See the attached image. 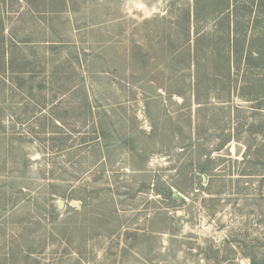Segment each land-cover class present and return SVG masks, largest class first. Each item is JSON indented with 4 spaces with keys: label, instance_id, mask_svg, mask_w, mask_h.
<instances>
[{
    "label": "rangeland",
    "instance_id": "1",
    "mask_svg": "<svg viewBox=\"0 0 264 264\" xmlns=\"http://www.w3.org/2000/svg\"><path fill=\"white\" fill-rule=\"evenodd\" d=\"M262 33L264 0H0V264H264Z\"/></svg>",
    "mask_w": 264,
    "mask_h": 264
},
{
    "label": "trees",
    "instance_id": "2",
    "mask_svg": "<svg viewBox=\"0 0 264 264\" xmlns=\"http://www.w3.org/2000/svg\"><path fill=\"white\" fill-rule=\"evenodd\" d=\"M191 20H192V17L189 20V22L192 24V27H190V32L194 29V24H193L194 21L191 22ZM233 34H234V32L233 33H232V31L229 32V38H228V45H230L229 54L232 56V58H231V56L229 57V62H230V58H231V59H233L232 60L233 65H235L234 62L235 61L239 62L241 60V58L243 57V53L242 52L239 53L235 49H234V52H233V50H231V46L234 45V41H236V36H237V35H233ZM258 43H261V44L264 43V34L263 35L257 34V36L252 38V40L250 41V45H248L249 48H248L247 53H246L248 56H246V59H247V61H248V59H249V61H251V60L255 61L256 60L259 63V64H257V67H260L259 65L264 62V48L260 47ZM254 45H257L258 47H254Z\"/></svg>",
    "mask_w": 264,
    "mask_h": 264
},
{
    "label": "crops",
    "instance_id": "3",
    "mask_svg": "<svg viewBox=\"0 0 264 264\" xmlns=\"http://www.w3.org/2000/svg\"><path fill=\"white\" fill-rule=\"evenodd\" d=\"M4 31L7 30L6 26L3 28ZM10 52L9 49V40L5 35L0 36V54L2 55L1 59L5 61L6 54Z\"/></svg>",
    "mask_w": 264,
    "mask_h": 264
},
{
    "label": "water",
    "instance_id": "4",
    "mask_svg": "<svg viewBox=\"0 0 264 264\" xmlns=\"http://www.w3.org/2000/svg\"><path fill=\"white\" fill-rule=\"evenodd\" d=\"M204 178H206V177L204 176Z\"/></svg>",
    "mask_w": 264,
    "mask_h": 264
}]
</instances>
